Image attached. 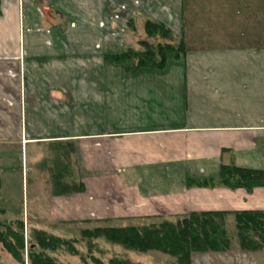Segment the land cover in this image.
I'll use <instances>...</instances> for the list:
<instances>
[{
  "label": "crops",
  "instance_id": "obj_1",
  "mask_svg": "<svg viewBox=\"0 0 264 264\" xmlns=\"http://www.w3.org/2000/svg\"><path fill=\"white\" fill-rule=\"evenodd\" d=\"M147 20L184 54L130 70L111 56ZM222 167L264 171V0H0L8 221L72 239L70 225L264 213V185L219 184Z\"/></svg>",
  "mask_w": 264,
  "mask_h": 264
},
{
  "label": "trees",
  "instance_id": "obj_2",
  "mask_svg": "<svg viewBox=\"0 0 264 264\" xmlns=\"http://www.w3.org/2000/svg\"><path fill=\"white\" fill-rule=\"evenodd\" d=\"M144 31L148 37L160 36L170 38L169 30L159 22L147 20ZM141 45L143 52L127 49L125 52L111 56L112 59H127L131 61L130 70L143 67L161 69L169 58H179L184 54L182 40L174 43L158 44L155 48L145 42ZM134 62V63H133ZM205 183V182H204ZM218 183L235 189L244 187L251 189L257 185H264V171L239 167H222L218 176ZM203 184V183H202ZM222 213L205 212L190 214L177 222L164 221L159 225L143 227L105 228L94 231V236L88 231L84 234L90 237L103 236L108 242L118 244L127 250L146 252L156 250L173 256L177 264H190L192 253L207 251L220 252L226 250L229 241L226 238L222 220ZM238 231L240 246L243 250L253 251L264 246V213L241 212L234 215ZM38 244L49 249L46 240L58 241L52 236H44L43 231L33 230ZM0 244L17 262L23 263L22 250L24 248L23 222L15 220L0 225ZM53 248V247H52ZM51 248V249H52ZM31 264H55L43 254L31 253ZM95 264H105L93 259ZM106 264H132L127 260L111 258Z\"/></svg>",
  "mask_w": 264,
  "mask_h": 264
},
{
  "label": "rangeland",
  "instance_id": "obj_3",
  "mask_svg": "<svg viewBox=\"0 0 264 264\" xmlns=\"http://www.w3.org/2000/svg\"><path fill=\"white\" fill-rule=\"evenodd\" d=\"M254 20L255 21L253 24L256 27L259 26L258 24L261 25L263 23V19L261 20L258 17H255ZM129 35L134 41L135 45H138L135 50L132 49L133 51L137 52L144 51L145 48L141 45L142 42H145L151 47L155 48L158 44L164 45L172 43L174 45V42L176 41L173 37L164 38L161 37V35L157 37H148L147 35H145L146 37H144L141 31L139 33H137L136 31H129ZM234 42L244 45V41L239 38L234 39L233 43ZM129 62L131 64L130 60ZM3 158L7 160L6 154L3 155ZM8 160L10 159L8 158ZM3 172H7V170ZM18 181L19 178H16L15 183L12 186L14 189L12 195L15 199L17 197V201L19 200L20 202L21 192L18 189ZM1 208L2 207H0V225L4 222H10L3 212L4 209ZM16 213H18V211H16ZM180 217L183 218L185 216ZM179 219L181 218H177L175 220L177 221ZM162 222L164 221L159 220L156 222L142 223L127 222L87 225L81 224L78 226L70 225V227H68L69 232H71L75 236V238L60 239L54 237L59 240H46L45 242L47 243L46 245L50 247L49 249L45 247L42 248L38 244V240L37 238H35V233L32 232L34 229H26L25 227L23 228V263L17 262L9 253L4 250V248L0 244V264H31V261L29 259V255H31V253L43 254L45 257L51 258L55 262V264H95L93 262V259L99 260L100 262L106 264L111 258L127 260L132 264H177V260L175 257L161 253L160 251L148 250L146 252H138L134 250H127L118 244L108 242L103 236L90 237L84 234V231H88L91 233L88 235L94 236V231L96 229L100 230L105 228L143 227L150 225L157 226ZM222 225L225 230V236L229 241V245L226 250L220 252L207 251L202 253H192L190 264H264V246L261 249H255L253 251H247L241 248L234 216L228 217L225 215L222 220ZM44 236H51V234L49 232H44Z\"/></svg>",
  "mask_w": 264,
  "mask_h": 264
}]
</instances>
